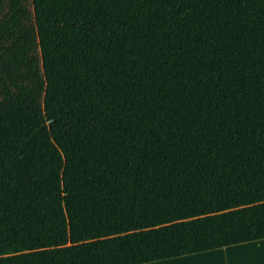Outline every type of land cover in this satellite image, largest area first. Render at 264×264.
<instances>
[{
  "label": "trees",
  "instance_id": "1",
  "mask_svg": "<svg viewBox=\"0 0 264 264\" xmlns=\"http://www.w3.org/2000/svg\"><path fill=\"white\" fill-rule=\"evenodd\" d=\"M259 240L264 0H0V264Z\"/></svg>",
  "mask_w": 264,
  "mask_h": 264
},
{
  "label": "crops",
  "instance_id": "2",
  "mask_svg": "<svg viewBox=\"0 0 264 264\" xmlns=\"http://www.w3.org/2000/svg\"><path fill=\"white\" fill-rule=\"evenodd\" d=\"M149 264H264V240Z\"/></svg>",
  "mask_w": 264,
  "mask_h": 264
}]
</instances>
